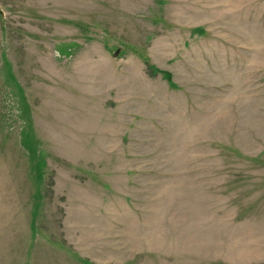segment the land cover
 Masks as SVG:
<instances>
[{
    "label": "rangeland",
    "instance_id": "1",
    "mask_svg": "<svg viewBox=\"0 0 264 264\" xmlns=\"http://www.w3.org/2000/svg\"><path fill=\"white\" fill-rule=\"evenodd\" d=\"M0 264H264V0H0Z\"/></svg>",
    "mask_w": 264,
    "mask_h": 264
},
{
    "label": "trees",
    "instance_id": "2",
    "mask_svg": "<svg viewBox=\"0 0 264 264\" xmlns=\"http://www.w3.org/2000/svg\"><path fill=\"white\" fill-rule=\"evenodd\" d=\"M165 74H166L167 77H171L170 74H168V73H165Z\"/></svg>",
    "mask_w": 264,
    "mask_h": 264
}]
</instances>
